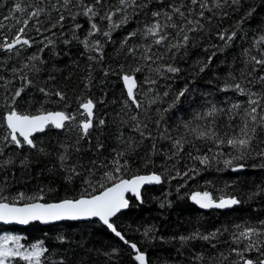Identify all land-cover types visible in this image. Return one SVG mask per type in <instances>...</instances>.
<instances>
[{"label":"trees","instance_id":"1","mask_svg":"<svg viewBox=\"0 0 264 264\" xmlns=\"http://www.w3.org/2000/svg\"><path fill=\"white\" fill-rule=\"evenodd\" d=\"M108 2L115 4L116 0ZM171 2L172 0H165V4ZM184 2L188 4V0ZM17 3L24 11L15 10ZM216 3L217 0H208L211 11L204 12L205 19L200 21L203 29L189 33L190 40L186 48L167 52L163 45L153 46V52L157 56L163 54V59L154 57L155 62L149 67L142 59L143 48L135 54V58L128 54V48L151 43L152 37L145 39L139 33L143 32L145 25L153 22L151 12L161 9L156 0H151L147 8L137 10L138 14H131L132 9H128L130 15L127 23L113 30L110 40L100 33L88 37L91 41L101 42L102 52H89L81 43L88 35L90 23L82 15H76L74 20L71 18L79 11L78 8L72 7L70 11H64L61 0H0V23L4 25L0 28V38L7 36L11 39L16 29L21 26L16 24L17 19L27 18L28 13L38 8L44 9L39 16V22L33 19L29 23L28 35L33 38L31 48L25 46L16 56L0 51V76L5 77V80H0V84L12 81L8 84L9 91L23 85V81L11 72L13 67L21 68L24 63L31 64L28 57L33 54L41 55L44 61L42 64L36 62L40 71L24 69L21 73H27L33 84L25 88L17 102L18 108L32 114L40 110L41 106L49 111L77 112L79 102L91 98L95 103L94 129L90 130L89 137L80 140L78 144L75 142L77 132H65L50 127L44 133L33 137L38 148L44 149L43 152L27 146L21 149H17L15 145L4 148L0 161L9 158L13 160L12 164L0 168V188L9 201L17 198L20 193L25 197L42 194L44 199L39 202L43 203L78 199L88 193L97 194L102 190L99 183L105 182L103 173L111 168L116 152L126 150L125 158L129 161L127 177L155 173L161 175L163 181L156 186L145 187L141 194L143 202L140 204L128 197L130 205L127 211L113 219L125 238L147 253L150 264H243L241 257L232 249L238 247L243 250L248 241L237 245L233 242L232 234L241 230L237 225L260 228V222L264 221V158L253 152L244 160L234 161L244 165L238 171L225 168L216 161H211L205 168L199 161L193 160L192 156L211 157L218 150L233 155L236 153L228 146L217 149L211 141L196 139L195 134L186 131L183 125L191 121L192 127L200 130L207 121L194 120L196 113L206 111L212 104L227 108L233 102L247 100L246 96L239 95L233 89L222 91L226 82L241 83L254 92L262 90V85L256 78L264 75V67L256 65L257 71L249 76L253 64L248 63V60L249 55H260L253 43L259 36L264 35V0H240L238 5L224 4L223 0H219L221 7H216ZM53 5L60 7L66 17L63 27L51 28L60 15ZM192 7L198 13L199 7ZM208 17L211 18L210 22ZM192 18L199 19V16L197 14ZM116 19L118 17H114ZM95 22L102 30L108 29L107 21L97 18ZM163 22L161 18V23ZM33 24H37L42 32L37 33ZM76 24L82 27L75 29ZM49 28L50 31L47 30ZM73 30L78 39L72 38ZM133 31H137L138 35L125 44V38ZM166 31L176 36L175 30L168 28ZM225 31L229 34L236 33L228 45L217 35ZM173 36L169 37V41L177 43L179 36L175 39ZM49 40L53 44L44 47ZM65 40L69 43H64ZM41 48L44 49L42 53L39 52ZM173 53H176L175 56ZM89 55L96 59L90 60ZM210 56L211 63L200 72L199 68L207 63ZM169 64L179 67L181 71L178 74L168 73L166 67ZM137 66L143 69L135 74L137 91L140 93L138 99H144L143 93L149 88L152 91L148 92V96L156 99V103L150 107L145 104L146 111L145 108L137 110L130 102V107L126 108L124 103L127 95L123 88L122 75ZM157 67L161 74L151 71ZM146 77H152L156 83H146ZM41 87L51 92L63 91L66 93V102L59 101L55 96H44L39 91ZM185 88L187 91L175 107L163 112L175 100L176 94ZM165 92L168 93L167 96H164ZM8 98L9 94L0 88V120L7 111L4 102ZM65 103L69 107L65 108ZM133 115L137 116V121L142 125H148L142 130L150 132L153 139H144L139 132L134 131L133 126L137 121L131 120ZM161 115L163 119H160ZM82 118L78 116V119ZM99 119L105 120L103 127L95 126ZM216 119L219 133H231V129L224 127L228 121L220 117ZM157 120H160L159 127L156 125ZM5 131L6 129L0 128V136ZM181 136L190 143H185L183 152L176 153L172 139ZM100 143L103 148L98 150ZM254 143L258 145L257 151L264 148V128L257 129V140ZM62 145L67 147L69 156L65 168L61 167L59 161V156L65 152ZM77 147L79 151H76ZM227 158L226 155L221 159ZM71 165H75L81 175L74 176L69 182L66 167ZM102 165H108V168ZM193 166L198 169V174L190 172L189 176L183 178L177 176V172L183 173ZM190 176L194 178L189 179ZM89 179L96 186L95 192L85 182ZM197 191H208L214 198L222 195L225 198L234 197L240 203L230 210L201 211L190 201V195ZM15 202L22 205L32 201L15 199ZM148 228L153 229L149 235L155 239L143 235ZM197 230L201 234L217 230L219 232L214 240L197 239L181 244L178 239L180 236H189ZM10 234L22 237L21 243L26 246L42 240L49 249L46 253L49 258L47 264H60V261L63 264H136L133 260L134 253L128 245L123 244L98 221L64 222L52 226L31 224L26 228L0 226V236ZM60 237H63V243L60 242ZM259 243L264 244V236L259 237ZM113 249H118V253L111 258L105 255ZM261 253H264V247L260 252H244V257L257 262L264 259ZM200 256L203 259H198Z\"/></svg>","mask_w":264,"mask_h":264},{"label":"snow or ice","instance_id":"2","mask_svg":"<svg viewBox=\"0 0 264 264\" xmlns=\"http://www.w3.org/2000/svg\"><path fill=\"white\" fill-rule=\"evenodd\" d=\"M151 0H116L115 4L109 3L108 0H61V6L64 11H70L72 7L79 9L78 12L72 15V19L76 18V15H82L88 18L90 23V29L88 31L87 37L81 41L85 49L89 52L97 51L102 52V44L99 40L91 41L88 37L94 36L100 33L104 37L111 39V33L116 28L121 25L126 24L130 13L128 9H132L131 14H138L137 10H142L147 8ZM224 4L238 5L240 0H223ZM156 3L161 5L160 10H155L151 12V16L154 18L153 22L149 25H145L142 35L145 39L147 37H152V41L148 45H136L128 48V54L134 56L140 52L143 48L142 59L148 66L154 63L155 59H163V54L157 56L153 52V46L163 45L167 52H172L173 49L186 48L188 46L190 36L189 33L197 32L203 29V25L200 23L201 20L205 19L204 12L211 11L208 6V0H188V4H185L184 0H172L170 4H165V0H156ZM192 6H198L199 11ZM216 7H221L219 0H217ZM54 10L60 12L58 19L51 25V28L57 26L63 27V22L65 20V15L61 11L60 7L53 5ZM16 11H24L20 4H16ZM44 11L42 8H38L35 11L28 13L27 18L17 19L16 24L21 25L16 29V32L9 39L7 36L0 38V51L9 53L13 56L19 55L22 48L25 46L31 48L33 45V38L28 35L29 23L35 19L39 22V16ZM122 14V15H120ZM199 16V19L192 18L194 15ZM227 15V13H224ZM114 17L118 19L114 20ZM99 18L100 21L108 22V29L102 30L100 25L95 22ZM161 18L164 22L161 23ZM8 19V17H5ZM210 22V17H208ZM4 25L0 23V28ZM33 27L37 33H41L42 29L33 24ZM82 26L76 24L75 29H79ZM51 28L47 29L48 31ZM171 28L175 30L176 36H179L177 43H171L169 37L173 36L172 33L166 31V29ZM138 35L137 31L130 32L125 38L124 43L126 44L128 40L132 37ZM218 38L224 41L225 45H228L236 36L235 32L230 34L225 32H220L217 34ZM173 36V39L176 38ZM73 39H78L73 30ZM43 43V41H39ZM64 43H69L65 40ZM53 44V41L49 40L44 47H49ZM264 35L259 36L254 40L253 47L257 49L260 53L259 56L249 55L248 63H252V71L248 73L249 76L253 72L257 71L256 65L264 67ZM43 48L39 49L42 53ZM247 51V50H246ZM176 53H173L175 56ZM213 56L215 53L212 54ZM90 60L96 59L89 55ZM100 55V59H102ZM212 57L208 58L207 63L199 68L200 72H203L207 67L208 63H211ZM28 60L32 63H24L21 68L13 67L11 72L21 81L23 85L16 88L15 90L9 91L8 84L12 81H7L4 84H0V88L5 90V93L9 94V98L5 100L4 107L7 111L3 114L2 120H0V128L6 129L4 134L0 136V156L4 155V148L10 145H15L17 149L24 148L25 146L36 149L43 152V148H38L37 142L33 139L35 134L44 133L47 129L55 128L57 130H62L65 132H77L75 142L78 144L80 140L90 136V130L94 129V119H95V103L93 99L88 98L79 102V108L77 112H68L66 110L49 111L43 106L35 114L27 113L21 111L17 102L22 97L26 87L31 86L33 81L29 78L27 73H23L24 69H30L31 71L38 72L40 68L36 62L40 64L44 63L41 55L33 54L28 57ZM143 69L140 66L135 67L131 71L122 75L123 84L126 88L127 100L124 102L125 107L134 106L137 110L145 108V104L148 107L156 103V99L149 97L148 92H151V88L147 92L143 93L144 99H138L140 93L137 91L138 82L136 73L141 72ZM151 71L161 74L159 67L151 69ZM168 73L178 74L181 69L179 67L169 64L166 67ZM107 75V73H105ZM51 78V77H50ZM0 80H5V77L0 76ZM256 81L262 85V90L260 92L251 91V89L245 88L241 83L228 84L225 83L222 91H227L233 89L241 96H246V101L233 102L227 108L218 107L216 104H212L206 111L202 113H196L193 117L194 120H206L207 123L200 130L192 127V122L187 121L184 123L183 127L186 131H190L195 134L196 139L202 141H211L217 149L222 146H228L236 153L235 155L231 153H224L223 151H216L211 157L208 155H194L193 160L199 161L200 165L205 168L209 166L211 161H216L222 163L225 168H231L232 171H238L244 167L243 164L234 163V161H240L247 158L253 152L255 155L264 158V148L256 150L258 145L254 143L257 140V129L264 128V75H260L256 78ZM145 82L148 84H155L156 80L152 77H146ZM251 83V81H250ZM88 85H86L87 87ZM39 91L43 93L46 97L55 96L59 101L66 102V93L63 91L51 92L48 89L41 87ZM187 88L179 91L176 94L175 100L169 104L168 108L163 109V112L170 111L171 108L175 107V104L179 102L180 97L184 96ZM168 93L165 92L164 96ZM102 103V101H100ZM130 102V105H129ZM69 107L65 103V108ZM82 109V111H80ZM147 109L145 108V111ZM160 111V110H158ZM78 116L83 117L78 119ZM217 117L228 121L224 124L225 128L231 129V133L225 131L224 133H219L217 127ZM163 116L161 115V118ZM131 120L137 121V116L133 115ZM239 120L240 123H235ZM105 125L104 119H99L96 121V127H103ZM157 127L160 125V120L156 121ZM147 124L137 123L133 126L134 131L139 132L140 136L144 139H153L150 132H144L142 128H147ZM238 129V131H237ZM170 138V137H169ZM186 138L181 136L180 138L172 139V146L176 150V153L183 152ZM128 143V142H126ZM129 146H131L129 144ZM195 146V145H193ZM62 147H65L62 145ZM103 148V144H98V150ZM155 148V145H153ZM79 147L76 151H79ZM211 151V149H209ZM191 155V153L189 154ZM228 156L227 159H221L224 156ZM127 156L126 150H120L116 152V155L111 161V168L103 173L104 183H99V187L102 189L97 194L88 193L87 195H82L78 199H64L57 203H41L44 196L41 194L39 196L25 197L23 193H20L17 198L19 200L27 199L32 201L24 204L23 206H17L15 199L9 201L8 196L3 194V189L0 188V222L5 225L17 224V225H28L32 222H40L42 224H50L58 221H78V220H90L98 219L107 228L119 238L124 244L128 245L134 255L133 260L136 264H150L148 255L146 252L142 251L136 243L131 242L125 238V235L115 226L113 217H116L118 213L129 207V198L127 194H131L141 203V189L144 185L160 184L162 183V177L159 174L151 175H134L131 177L126 176L127 169L129 167V161L125 158ZM69 156L67 155V147H65L64 154L59 156V161L61 167L65 168ZM13 163L11 158L4 161H0V168L6 167ZM23 164V161L21 162ZM95 163V161L93 162ZM108 168V165H102ZM66 171L69 173L67 179L69 182L74 176L81 175L75 165L67 166ZM198 174V169L193 166L187 171L180 173L177 172V176L183 178L184 176H189V173ZM175 178V177H173ZM194 178L190 176L189 179ZM95 192L96 186L89 179L85 181ZM179 190V189H178ZM190 200L198 205L201 209H226L240 203V201L234 197L225 198V196H220L219 198H214L212 194L208 191L195 192L190 195ZM163 207V205H161ZM261 227L256 228L253 226H241L237 225L238 229H241L237 233L232 234L233 242L239 245L242 241H248L244 249L241 250L238 247L232 249L236 255L240 256L243 260V264H264V259H260L254 262L252 259H247L244 257V252L255 250L260 252L264 244L259 243V237L264 236V221L260 222ZM153 231L152 228L145 229L143 235L149 239H155L154 236L149 234ZM212 232L209 234H201L198 230L189 236H180L178 239L181 244H186L191 240L201 239L204 241L214 240L217 237V233ZM22 237L17 235H3L0 236V264H47L49 258L46 253L49 249L44 245V242L38 241L32 243L30 246H26L21 243ZM162 239V238H161ZM60 242L63 243V237L59 238ZM215 247V244L212 245ZM118 249H113L111 253H105L110 258L112 255L117 254ZM264 255V253H261ZM198 259H203L202 256ZM54 264V262H53ZM63 264V261H60Z\"/></svg>","mask_w":264,"mask_h":264},{"label":"water","instance_id":"3","mask_svg":"<svg viewBox=\"0 0 264 264\" xmlns=\"http://www.w3.org/2000/svg\"><path fill=\"white\" fill-rule=\"evenodd\" d=\"M122 84H123V80H122ZM123 88H124V90H125V92H126V88H125V86H124V84H123ZM126 95H127V93H126ZM81 111H82V109H80ZM37 134H39V133H37ZM37 134H35V135H37ZM151 174H153V173H150V174H143V175H151ZM156 185H158V184H151V185H144L143 187H142V189H141V194H142V191H143V189L145 188V187H149V186H156ZM127 197H130V198H133L137 203H141L139 200H137L134 196H132L130 193L129 194H127ZM142 197V196H141ZM62 201V200H61ZM130 201V200H129ZM191 201V200H190ZM58 202H60V201H58ZM41 203H43V202H41ZM52 203H57V202H52ZM191 203H193L195 206H197L198 207V209L199 210H201V211H211V210H213V211H225V210H230V209H232L234 206H232V207H230V208H226V209H216V208H212V209H201L198 205H196L194 202H192L191 201ZM24 204H22V205H17L18 207L19 206H23ZM129 205H130V203H129ZM128 209V208H127ZM127 209H124V210H122L120 213H118L117 214V216L119 215V214H121V213H124L125 211H127ZM115 217H113L112 219H114ZM91 221H98L104 228H106L110 233H112L108 228H107V226L106 225H104L102 222H100L98 219H95V218H93V219H90V220H78V221H70V220H65V221H58V222H54V223H50V224H42V223H40V222H32V223H30V224H28V225H17V224H9V225H5V224H3L2 222H0V226H2V227H19V228H26V227H28L29 225H31V224H39L40 226H52V225H58V224H60V223H64V222H67V223H82V222H91ZM113 234V233H112ZM114 235V234H113ZM115 236V235H114ZM116 237V236H115ZM116 238H118V237H116ZM119 239V238H118ZM124 244V243H123ZM129 247V246H128ZM130 248V247H129ZM131 249V248H130ZM132 250V249H131Z\"/></svg>","mask_w":264,"mask_h":264},{"label":"rangeland","instance_id":"4","mask_svg":"<svg viewBox=\"0 0 264 264\" xmlns=\"http://www.w3.org/2000/svg\"><path fill=\"white\" fill-rule=\"evenodd\" d=\"M10 235H14V234H10Z\"/></svg>","mask_w":264,"mask_h":264}]
</instances>
